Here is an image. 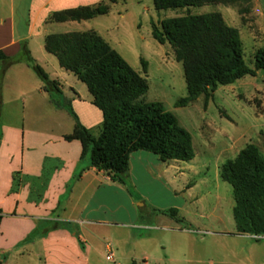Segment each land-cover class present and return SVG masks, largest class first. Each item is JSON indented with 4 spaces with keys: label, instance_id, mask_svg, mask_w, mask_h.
<instances>
[{
    "label": "rangeland",
    "instance_id": "1",
    "mask_svg": "<svg viewBox=\"0 0 264 264\" xmlns=\"http://www.w3.org/2000/svg\"><path fill=\"white\" fill-rule=\"evenodd\" d=\"M51 1L53 7L60 8L57 11L72 8L73 4V0ZM83 2L82 6L108 4L106 0ZM38 7L42 5L38 3ZM251 10V0L160 12L154 10L152 0H117L109 5L106 15L86 21L84 26L56 22L46 26L48 33L55 34L93 30L109 42L147 81L148 90L137 102L161 103L192 139L194 158L191 161L169 162L164 174L151 166L159 178L148 179L138 188L129 181L123 186L106 187L104 214L110 225L70 227L72 231H81L85 238L89 264H264V238L254 241L234 235L232 187L219 177L221 165L234 159L249 144L255 145L264 157V71L259 70L255 76H245L231 85L218 86L209 97L201 95L184 107H176L177 100L187 96L182 65L175 60L168 43L159 44L151 35L152 25L160 27L164 20L187 13H218L227 25L238 31L243 60L252 69L256 51L264 48V31L259 30ZM23 16L28 21L27 7ZM34 56L44 68L36 51ZM50 59L56 61L54 57ZM48 70L52 72L50 67ZM69 75L73 80L74 76ZM78 83L84 94H88L86 86ZM2 85L3 79L0 120L7 107H10L7 118L14 120L20 106L12 103L3 108L2 96L4 102L6 96L2 95ZM58 96L54 94L53 99L58 101ZM62 100L64 103L65 99ZM99 127L90 129L95 136ZM168 210H176L177 218L183 223L158 212ZM187 221L195 227L193 235L166 229L170 225L187 227ZM106 245L113 252L114 263L105 260ZM25 263L28 261L19 259L14 264Z\"/></svg>",
    "mask_w": 264,
    "mask_h": 264
},
{
    "label": "trees",
    "instance_id": "2",
    "mask_svg": "<svg viewBox=\"0 0 264 264\" xmlns=\"http://www.w3.org/2000/svg\"><path fill=\"white\" fill-rule=\"evenodd\" d=\"M108 4L78 6L53 12L47 23L80 22L108 13ZM236 0H152L155 11L202 7L207 4L230 5ZM152 38L159 44L168 43L175 60L181 63L187 96L175 103L184 107L199 96L209 97L218 86H227L245 76L264 71V48L256 51L253 68L243 60V48L238 31L227 25L218 13L171 18L152 25ZM44 50L53 55L60 68L72 73L83 83L91 104L102 113L99 133L81 125L70 100L61 105L75 122L73 132L65 140H78L82 151L80 160L89 154L90 166L104 172L113 183L126 185L129 181V157L145 151L160 161L189 162L194 158L190 134L179 126L176 118L158 102L139 103L148 85L122 57L94 31L49 34L44 38ZM23 63L39 78L43 89L56 104L53 95H61L59 84L51 80L31 56L23 41L15 56L0 51V90L6 70ZM1 98V95H0ZM1 102V100H0ZM75 174L72 180L81 175ZM219 177L232 187L233 221L237 235L264 238V157L255 145L249 144L232 160L220 167ZM176 221V210L158 211ZM2 214L0 211V222ZM41 228V234L56 229ZM257 239L256 241H259Z\"/></svg>",
    "mask_w": 264,
    "mask_h": 264
},
{
    "label": "crops",
    "instance_id": "3",
    "mask_svg": "<svg viewBox=\"0 0 264 264\" xmlns=\"http://www.w3.org/2000/svg\"><path fill=\"white\" fill-rule=\"evenodd\" d=\"M251 3V14L259 30L264 31V0H251ZM52 4L51 0L42 3L40 0H0V51L6 56H15L25 41L31 56L39 63L34 51L38 53L45 69L41 68L51 80L58 82L61 90L59 105H56L25 64L13 65L5 72L3 108L17 103L20 111L14 113L17 118L9 120L10 107H7L0 120V264H14L19 259H25L28 264H89L85 238L81 231H72L70 227L110 225L104 214L105 189L123 186L91 167L89 159L80 160L82 147L78 140L64 139L73 132L75 122L61 107L62 99L70 100L79 122L87 129L100 126L103 118L90 103L88 90L89 95L84 94L80 81L60 68L57 59L44 50V38L55 34L47 32V19L60 9ZM82 5H85L83 0H73L72 8ZM26 7L28 21L23 16ZM86 21L63 24L84 26ZM149 154L136 151L129 157V182L135 188L148 179L159 178L151 166L164 174L169 168L166 164L174 162H162ZM80 171V177L73 181V176ZM186 223L187 227L170 225L166 229L193 235L195 227L189 221ZM54 225L56 229L41 234V228ZM235 233L236 237L247 240L261 239Z\"/></svg>",
    "mask_w": 264,
    "mask_h": 264
},
{
    "label": "built area",
    "instance_id": "4",
    "mask_svg": "<svg viewBox=\"0 0 264 264\" xmlns=\"http://www.w3.org/2000/svg\"><path fill=\"white\" fill-rule=\"evenodd\" d=\"M256 238H261V237H256ZM105 260L107 262H114V256H113V252L111 251V248L109 245H106V256H105Z\"/></svg>",
    "mask_w": 264,
    "mask_h": 264
}]
</instances>
